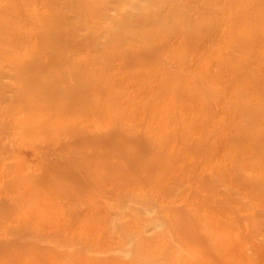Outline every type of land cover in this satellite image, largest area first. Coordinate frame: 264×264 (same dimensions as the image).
<instances>
[{
	"label": "bare ground",
	"instance_id": "obj_1",
	"mask_svg": "<svg viewBox=\"0 0 264 264\" xmlns=\"http://www.w3.org/2000/svg\"><path fill=\"white\" fill-rule=\"evenodd\" d=\"M39 1H43V5L50 9L56 28L40 31L41 48L38 53L32 52L35 55L31 57V61L26 51V35L29 30L22 11L35 24L42 26L45 19L39 15ZM178 2L179 0H0V103L4 112L22 115L17 122L22 138L46 155L39 166L28 167L29 175L25 180L17 179L16 168L12 165L6 167L12 178L3 184L0 192L16 194L18 197L12 203L0 202V221L15 216H19L22 221L8 229L7 240L0 243V255L4 251L25 255L39 248L49 247L44 258L56 264H181L182 258L196 260L198 256L205 258L209 264L221 262L222 244L214 231L209 229L207 234L200 233L199 223L187 218L182 212L173 214L172 224L160 220L157 218L159 208L149 199L138 203L128 195H119L118 207L109 204L108 209L114 214L106 224V232L116 245L105 251L96 250L82 242L63 244L55 239H44L37 230L42 222L38 220L37 200H21L28 192L60 200L69 186L91 187V182L94 181L91 176L84 175L86 162L89 160L84 151L91 149L92 144L80 140L82 136L88 135L81 125L98 121L103 108L102 104L99 106L95 103L97 101L92 91L96 78L94 81L82 69L88 67L89 63L77 59V51L83 48L95 51L97 56L104 55L106 59L108 57L105 54L109 51H105L107 48H121L127 54L130 45L139 43L141 47L137 58H128L127 64L137 68L157 67L166 75L158 96L172 90L177 104L188 77H191L188 89L196 92L201 102L210 110L215 111L221 103L228 106L227 110L232 117H238L240 123L237 133L228 139L229 149L237 154L251 151L255 153L254 162L258 166L264 165V90L259 84L262 78L251 66L252 62H259L264 67V53L257 52L258 48H264V15L261 11L264 0H211L210 7L220 17L207 15L201 23L186 20L184 8ZM166 7H169L168 10ZM88 15L94 18V30L90 28ZM62 18L69 21L65 23ZM218 21L226 27L224 34L227 61H217L208 72V79L190 72L195 64L193 58L179 63L167 44H154L160 34L172 36L184 33L187 36V47L192 51L195 48L192 35L199 30L206 33L215 30ZM116 54L115 57L119 56V53ZM42 56L49 58L48 66V61L44 62V66L41 65L42 62L40 65L33 64V60ZM97 56L93 55L94 59ZM104 59L98 65L107 62ZM54 62L60 65L57 68L59 71L51 69ZM231 75L235 77L237 84L234 99L229 96L230 91L226 87L217 84L218 80ZM55 82L61 83L60 86ZM15 84L20 86L14 88ZM54 108L56 109L53 110ZM117 120L119 121L118 118ZM162 120V127L173 126V122L167 121L165 117ZM111 122H115L114 118ZM1 133L0 130V152L2 148L9 152L13 143L7 136L2 137ZM108 134L115 138L116 144L114 150L106 149L107 154L103 152L105 157L115 156V151L129 148L132 155H149L150 159H143L145 163L152 160L151 168L146 171L144 168L148 180L135 177V174L130 176L132 168L138 167L134 165L132 156H128L124 162L102 163L109 177L118 174L123 184L156 182L151 179L159 175L157 173L153 178L151 171L156 160L161 158V152L150 147L143 139L137 140L136 135L124 129ZM55 145L57 147L53 148ZM233 169V174H230L232 186L213 176L205 186L202 183L201 191L193 190V193L203 198L209 208L231 215L229 220H219L218 224L228 234H235L240 242L263 234L264 207L260 208L257 204L264 187L258 175L246 173L240 164ZM25 182L28 187L21 190L20 185ZM187 188L189 185L182 180H174L171 185L173 197ZM83 207L84 203L78 205L75 201L70 202L66 209L67 217L76 216L78 209ZM250 209L251 213L240 223L236 215ZM130 220L136 221L134 231L125 227ZM207 226L209 228V224ZM223 260L222 263L225 262ZM250 264H254L252 260Z\"/></svg>",
	"mask_w": 264,
	"mask_h": 264
},
{
	"label": "rangeland",
	"instance_id": "obj_2",
	"mask_svg": "<svg viewBox=\"0 0 264 264\" xmlns=\"http://www.w3.org/2000/svg\"><path fill=\"white\" fill-rule=\"evenodd\" d=\"M210 2L211 0H179L178 3L184 8L186 20L201 23L207 15L215 18L220 17L216 10L210 7ZM43 4V1H39V15L45 19L44 22L42 21V26H46L44 28L35 24L22 11V17L26 21L29 30L26 35V51L29 54V58L34 57L35 54L32 52L38 53V49L40 50L41 48L40 31L45 29L51 31V29L56 28L52 22L53 16L49 12L50 9ZM168 8L166 7V10ZM261 11L264 15V8ZM62 20L65 23L69 21L67 18H62ZM88 21L90 28L94 30V18L88 15ZM224 28L226 27L223 23L218 21V27L215 30L207 33L199 30L195 35H192V43L195 44V48L192 51L187 47V36L184 33H175L172 36L160 34L155 39L154 44H167L179 63L184 62L187 58H193L195 64L190 69V72L208 79V72L217 61H223L224 63L227 61ZM140 47L139 43L130 45L127 54L121 48L113 47L114 49L112 50H110L111 47L107 48L105 51L108 49L109 51L105 55L110 58H106L109 63L103 62L100 65H98V62H102V58H105L104 55L100 54L99 56L101 57H99L95 51L87 48L77 51V59L81 62L89 63L88 67L82 69L87 71L94 81L95 78L97 80L92 90L97 101L94 102L99 106L102 104L101 108H103L98 121H89L81 125L85 127L89 136H82L80 140L92 144L91 149L84 151V154L89 158L86 162L84 175L87 177L91 176L94 181L91 182V187H85L84 185L69 186L60 200L50 199L40 193L28 192L21 200L31 198L37 200L38 220L42 221L37 230L44 239H55L63 244L82 242L93 248L95 247L94 249L99 251L108 250L116 245L109 239L106 232V224L114 214L108 209V206L113 204L118 207L117 197L119 195H128L129 198L136 199L135 201L138 203L148 199L151 200L159 208L157 218L169 224H172L174 213L182 212L187 218L195 219L199 223L200 233L207 234L210 230L214 231L213 233L220 239L222 244V258L221 262L217 264H250L251 260L254 264H264V230L263 234L259 236L248 237L238 242L235 234H228L218 224L219 220H229L231 215L209 208L203 198L193 193V190L201 191L202 183L205 186L213 176H216L224 184L232 186L230 174H233V168L238 164L246 173L258 175L264 187V165L258 166L254 162L253 156L255 153L242 151L237 154L236 151L229 149L228 139L237 133V127L240 123L238 117H232L227 110L228 106L221 103L215 109L216 112L210 110L201 102L196 92L188 89L191 77H188L184 85V91L181 93L177 104L174 101L172 90L162 96H158L163 89L162 80L166 75L160 72L157 67L144 66L137 68L130 67L127 64L128 58H137ZM257 52L264 53V48H258ZM116 53H119V56L115 57ZM93 55L97 57L94 59ZM98 57L101 59L99 60ZM47 59H49L47 56H42L36 61L33 60V64L40 65L39 63L42 62L41 65L44 66V62L48 61ZM106 59L104 60L106 61ZM48 63L49 61L46 65ZM59 66L58 63L54 62L51 69L56 71L55 69L59 68ZM251 66L262 78L259 84L261 89L264 90V67L259 62H252ZM57 70L59 71V69ZM235 81V77L231 75L223 80H218L217 84L221 87H226L230 91L228 93L229 96L234 99V90L237 88ZM55 84L60 86L61 83L57 84L55 82ZM19 86V84L13 85L14 88ZM96 88L97 91H95ZM40 99L42 100L41 96ZM21 117L20 113L8 114L4 112L0 103L1 134L2 137L7 136L13 143L12 150L8 152L5 148H2L0 152V189L5 182L12 178V175L6 169L7 166L12 165L16 168L15 174L18 180H25L29 175L28 167L39 166L42 159L46 158L44 151L22 138V131L17 125ZM163 117L167 121L173 122V126L170 128L162 127ZM112 118H114L115 122H111ZM121 129L131 132L136 135L137 140L143 139L150 147L156 148V150L161 152V158L156 160L151 171L153 178L156 177L157 173L159 175V177L151 179L156 180V182L123 184L121 176L114 174L115 176L111 175L109 177V174L105 172L102 163L124 162L128 159V156H132L134 165L138 167L132 168V175L130 174V176L133 177L135 174V177L144 179V181L148 180V175L145 171L151 168L152 160H148L145 163L143 159H150L149 155L142 153L132 155L129 153L131 150L125 148L121 151H115L119 156L116 154L110 157L104 156L103 152L107 154L106 149L108 151L114 150V145L116 144L115 138L108 133L121 131ZM203 138L205 139L203 140ZM104 140L105 142H103ZM56 147L57 145L53 148ZM50 158L53 159V157ZM35 170L37 171V168ZM117 176H119V179ZM176 179L188 184L189 188L180 195L173 197L171 185ZM27 187L28 184L26 182L20 185L21 190H25ZM75 187L78 188L75 189ZM82 191H84V194ZM16 197H18L16 194L9 195L0 192L1 203H12ZM72 201L77 202L78 205L84 203L85 207L79 208L76 216L68 218L66 209ZM257 206L260 208L264 207V190L258 198ZM250 213L251 209L245 210L243 213L236 215V217L240 219L241 223L243 218ZM21 221L19 216L0 221V243L7 240L8 229L19 225ZM208 224L209 228H207ZM125 227L134 231L136 229V221L130 220ZM49 249V247L39 248L25 255H15L12 254V251H4L0 255V264H56L44 258V254ZM222 260L225 262L222 263ZM181 264L209 263L205 258L198 256L196 260L182 258Z\"/></svg>",
	"mask_w": 264,
	"mask_h": 264
}]
</instances>
